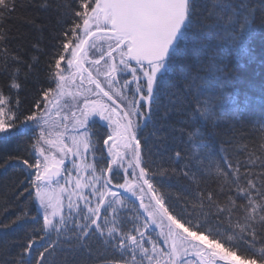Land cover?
I'll return each mask as SVG.
<instances>
[{"label":"snow or ice","instance_id":"snow-or-ice-1","mask_svg":"<svg viewBox=\"0 0 264 264\" xmlns=\"http://www.w3.org/2000/svg\"><path fill=\"white\" fill-rule=\"evenodd\" d=\"M36 6L56 23L28 18L26 61L0 0V169L20 201L0 264H264V113L234 64L264 63V0Z\"/></svg>","mask_w":264,"mask_h":264},{"label":"trees","instance_id":"trees-1","mask_svg":"<svg viewBox=\"0 0 264 264\" xmlns=\"http://www.w3.org/2000/svg\"><path fill=\"white\" fill-rule=\"evenodd\" d=\"M39 0H17V8L11 14V17L7 19L6 24L10 27V41L9 48L15 53L19 51V54L27 61L31 59L32 54L35 52L31 48V44L38 39V33H36L32 25L28 22V18L36 17L37 23L40 22H50V25H55L56 17L52 12H44L37 8ZM48 31L44 32L43 46L48 47ZM261 46L259 40L256 41L254 47L258 50ZM42 64L46 60L44 56L40 57ZM237 68V76L241 80L240 90L241 92H246L252 100V106L250 111L254 114L264 113V95L261 94V88L264 87V63L257 59L254 63H249L248 61L241 59L239 61H234ZM7 83V77L4 73L0 72V87H3ZM46 83V82H45ZM31 89V84H29V89H26V93ZM6 91V89H5ZM22 95V99H23ZM30 98V97H29ZM27 104V101H26ZM25 104V106H26ZM239 132L243 134V141L248 143L250 147L257 144V137L259 132L253 130L249 125H241L239 127ZM8 147H14V145H9ZM233 163H235V155L231 156ZM239 159L243 160V153L240 155ZM14 175H19L14 169L9 168L7 171L0 169V220H7L14 218L15 214L20 210V201H17L14 197V189L11 185L10 178ZM166 190L169 191L174 197L177 191V185L175 181L165 182ZM27 194H25L26 196ZM23 200V198H21ZM8 205V211H4V205ZM32 207H35L33 204ZM42 224V218H41ZM29 227L31 222H29ZM14 228L16 226H13ZM17 233L12 230H8L7 239L12 240ZM4 233L0 232V240L4 239ZM161 245L163 241H160Z\"/></svg>","mask_w":264,"mask_h":264},{"label":"flooded vegetation","instance_id":"flooded-vegetation-1","mask_svg":"<svg viewBox=\"0 0 264 264\" xmlns=\"http://www.w3.org/2000/svg\"><path fill=\"white\" fill-rule=\"evenodd\" d=\"M93 121H94V123H93L94 130L96 131L98 136H102V134L106 131V129L101 128V122L99 121L98 118H93ZM99 146L101 148H103V139L102 138L99 140ZM105 155H106V153H105Z\"/></svg>","mask_w":264,"mask_h":264},{"label":"rangeland","instance_id":"rangeland-1","mask_svg":"<svg viewBox=\"0 0 264 264\" xmlns=\"http://www.w3.org/2000/svg\"><path fill=\"white\" fill-rule=\"evenodd\" d=\"M129 76H130V74H129Z\"/></svg>","mask_w":264,"mask_h":264}]
</instances>
